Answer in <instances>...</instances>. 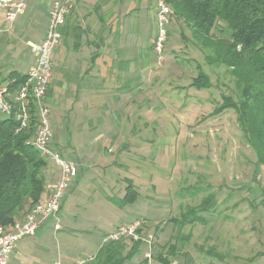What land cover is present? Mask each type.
Masks as SVG:
<instances>
[{
	"label": "rangeland",
	"instance_id": "1",
	"mask_svg": "<svg viewBox=\"0 0 264 264\" xmlns=\"http://www.w3.org/2000/svg\"><path fill=\"white\" fill-rule=\"evenodd\" d=\"M97 5L88 0L77 18L68 17L70 29L62 32L53 53L51 89L55 90L62 61L75 62L74 54L88 59L98 50ZM148 11L144 23L131 21L139 31L137 36L121 39L117 46L133 51L135 45V54L142 46L150 71L149 76L135 79V110L127 124L98 114L90 118L91 110L80 116L73 99L52 102L49 94L46 97L53 132L50 145L78 170L63 193L62 214L79 232V240L87 237L93 243L89 250L77 246L72 252L85 254L94 249L115 224L144 220V231L154 230L155 240L163 243L155 248V256L162 253L167 264H264V168L255 163L256 155L237 125L235 111L212 114L223 95H234L232 76L222 66L208 65L202 51L183 37L189 35L187 28L174 18L159 64L156 52L149 48L156 33L154 7ZM118 20L126 23L127 19L122 15ZM19 48L23 57L14 65L23 73L32 55L25 46ZM7 50L0 48V54ZM199 71L209 76V87L191 85ZM115 122L120 126L117 130ZM120 133H124L121 147L116 143ZM75 138H80L84 150L71 151L68 140ZM125 138L131 139L127 147ZM126 177L132 179L139 195L134 203L121 208L116 200L124 194ZM209 192L215 195L214 204L202 213L205 220L175 222ZM169 242L176 244L175 256L166 254ZM210 249L217 257L207 253ZM143 254L144 248L136 250L129 264H141ZM155 256L152 264H163Z\"/></svg>",
	"mask_w": 264,
	"mask_h": 264
},
{
	"label": "trees",
	"instance_id": "2",
	"mask_svg": "<svg viewBox=\"0 0 264 264\" xmlns=\"http://www.w3.org/2000/svg\"><path fill=\"white\" fill-rule=\"evenodd\" d=\"M165 2L173 10L171 20L174 18L187 28L189 35L182 34L183 37L202 51L205 62L210 66L224 67L232 76L234 95H223L222 101L216 105L212 114H219L225 109L235 111L237 125L256 155L255 163L264 168V0ZM153 7L155 11L154 3ZM69 15L70 13L64 24L66 26ZM63 26L61 34L62 30L64 33L68 32ZM149 48L153 49V42ZM25 77L26 73L12 70L0 77V85L7 82L13 90L24 82ZM191 85L197 89L207 88L210 86L209 76L199 71ZM48 91L49 87L46 97ZM17 127L18 121L13 115L0 117L2 226H10L15 220L22 219L27 211L41 200L47 183L42 172L48 164H53L28 142L35 129L33 117L27 127L16 131ZM125 181L124 194L116 200L119 207L134 203L139 195L131 179L126 178ZM214 196L213 192L205 194L196 207L188 206L175 222L183 225L205 220L202 213L211 209ZM61 202L62 198L60 206ZM141 230H145V227L142 226ZM152 232L154 233V230ZM124 240L131 242L125 253L121 245ZM140 244L143 243L129 239L104 241L90 260L92 264H124L139 249ZM154 247L156 248L155 242ZM166 247L168 256L176 255V244L169 242ZM207 253L215 257L218 255L213 249ZM155 257L163 261V264L169 261L168 258L162 257V253L156 254Z\"/></svg>",
	"mask_w": 264,
	"mask_h": 264
},
{
	"label": "crops",
	"instance_id": "3",
	"mask_svg": "<svg viewBox=\"0 0 264 264\" xmlns=\"http://www.w3.org/2000/svg\"><path fill=\"white\" fill-rule=\"evenodd\" d=\"M29 1L30 0L26 1L25 10L19 14L7 28L3 27V24L6 22H4L3 15L0 12V30L3 28L2 31H4L2 33L0 32V48L5 47L9 49L5 55L0 54V77L12 70L18 71V68L15 67L14 64L20 62L21 57H23V50L19 52V47L22 49V46H25L26 49L29 50L30 55H32V64L34 56L31 48L42 38L47 30L51 0H35V2L32 3H29ZM87 1L88 0L73 1L69 15L72 20L77 18L78 14L80 15L79 11L82 7H86ZM94 2L98 4L96 6L98 7V27L96 28L98 30L95 31L98 37V50L91 52L92 54H89L90 58L88 59L74 54V56L76 55L74 58L75 62L68 63L62 61L63 65L59 71L55 69L59 74V79L54 80L55 90H53V88L51 89V84H49L48 98H50L52 102H57L59 99L61 100L60 102L73 99L80 107L77 109L79 112L78 115L80 116H82L80 112H90L91 110L92 114L90 118L98 114L100 117L105 116L107 118L111 117L113 119L125 120L127 124L130 117H133L132 115L135 110L133 106L136 101L133 87L136 85L135 79L137 76L139 77V75L142 76V78L149 76L150 71L149 67H147L144 62L145 57L143 54L145 53L143 52L144 48L142 46H138V52L136 54L135 45L133 51H129L130 49L128 47H125L126 50H119L117 46L121 39H133L137 36L139 31L136 27L132 26L131 21L137 19V22L144 23V21H146L145 18L149 17L147 13H149L148 10L152 8L153 1L94 0ZM27 9H29L28 16H24ZM122 15H125L127 19L126 23L119 22V16ZM19 16L23 17L18 18ZM17 18L18 22L15 24ZM20 25H22V27ZM10 28L13 30L10 31ZM63 28H67L66 30L69 31L70 20H68L67 26L64 25ZM24 31H29V34L32 32V34L26 35ZM62 32L65 31L62 30ZM15 41L18 44L15 43ZM53 55L55 56L56 53ZM65 56L66 52L63 54V57ZM136 59L139 60L138 65L134 62ZM30 65H28V67ZM27 69L23 73H26ZM138 83L137 85L139 86L140 83ZM116 123L118 122L114 123L116 126L114 127L117 130L120 126ZM114 133H118V131ZM124 133H120V138L116 141L120 147V139L123 138L122 136ZM79 139L80 138L68 140L71 151L84 150ZM130 140L131 139L125 138L124 147L129 145ZM65 141L67 140L63 138L62 143ZM42 173L45 182L55 180L58 177L57 168L51 163L47 165ZM76 176L72 180H75ZM126 178L131 179L129 177ZM47 196V191H44L40 201L46 200ZM63 206L64 202L62 198L56 218L45 221L37 228L34 235L24 237L17 242L8 264H53L56 260H61L63 264H75L82 258H88L86 264H92V260L90 259L96 255L99 247L104 242L105 236L112 232L118 225L132 221L127 220L124 223L113 225L107 233L100 237L94 249L85 251L87 255L84 253L76 254L72 252V250H74L73 248L79 246L81 249L88 248L89 250L91 246H93V243L90 238L87 237L80 240L77 238V233L79 232L68 223L69 220H67V216L62 214ZM55 223L58 224V229L54 228ZM155 243L156 247L163 246V243H160L158 238L155 240ZM121 245L125 253L131 246V242L124 240ZM139 248H144V251L146 250L144 244H140ZM81 254L84 256H81ZM130 261L131 258L124 264H129ZM140 262L141 264H147L144 258H142Z\"/></svg>",
	"mask_w": 264,
	"mask_h": 264
},
{
	"label": "built area",
	"instance_id": "4",
	"mask_svg": "<svg viewBox=\"0 0 264 264\" xmlns=\"http://www.w3.org/2000/svg\"><path fill=\"white\" fill-rule=\"evenodd\" d=\"M26 1L0 0V12L4 22L12 23L25 10ZM73 1L51 0L48 27L42 38L31 48L34 61L26 71L24 82L13 90L9 88L7 82L0 85V114L15 117L18 121L16 131L27 127L33 117L35 129L28 142L43 157L52 162L58 170L57 179L45 184V191L48 193L46 200L34 204L22 219L15 220L12 225H0V264H8L20 239L34 235L41 224L50 218L57 217L62 195L70 181L77 175L76 164L63 157L59 151L50 145L53 132L49 120L50 107L46 98V92L53 74V53L62 37L61 28L66 22ZM147 1H153L155 5L156 33L153 49L160 64L163 59L161 52L167 39V30L173 10L165 0ZM144 224H146L144 220L120 224L106 235L104 241L122 239L141 241L146 245L143 258L147 264H152L155 235L153 232L140 231ZM58 227V224L55 223L54 228L58 229ZM87 259H79L75 264H85ZM53 264H63V262L56 260Z\"/></svg>",
	"mask_w": 264,
	"mask_h": 264
}]
</instances>
